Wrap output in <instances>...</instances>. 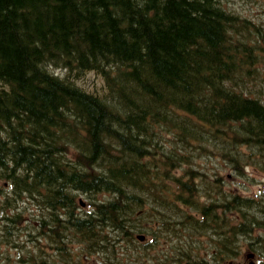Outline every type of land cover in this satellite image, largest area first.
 Wrapping results in <instances>:
<instances>
[{
	"label": "trees",
	"instance_id": "obj_1",
	"mask_svg": "<svg viewBox=\"0 0 264 264\" xmlns=\"http://www.w3.org/2000/svg\"><path fill=\"white\" fill-rule=\"evenodd\" d=\"M88 72L99 88L78 83ZM257 75L264 23L225 0H0V264H48V202L65 211L64 264L97 252L146 264L153 244L136 232L177 215L178 229L216 237L208 259L189 249L187 262L234 257L264 191L218 177L264 171L263 91L246 89ZM24 198L38 208L31 246L11 240Z\"/></svg>",
	"mask_w": 264,
	"mask_h": 264
},
{
	"label": "rangeland",
	"instance_id": "obj_2",
	"mask_svg": "<svg viewBox=\"0 0 264 264\" xmlns=\"http://www.w3.org/2000/svg\"><path fill=\"white\" fill-rule=\"evenodd\" d=\"M227 5L230 9L237 11L239 13H242L251 20H254L255 22L264 23V0H249V1H240V0H225ZM53 70V69H52ZM54 72L57 74H63L65 73L64 70L54 69ZM78 83L84 87L87 88H99L102 84V78L100 75L94 73V72H88L84 75L82 79L78 80ZM247 90L252 91L253 95L256 97H260V92L263 91L260 103L264 105V81H259V75H257L256 79L253 82H248V85L246 87ZM210 165L206 166L205 168L210 170V172L220 171L223 175L225 173V167L224 165H218L216 167V161L214 159H209ZM246 175L244 176H229L225 177L220 176L218 178H221L219 181L223 188H226L227 186L233 187V191H239L242 192L244 195L252 196V194H260L262 191H264V171L261 170H253V169H246ZM227 172V171H226ZM232 191V192H233ZM254 195V196H256ZM200 197V201H201ZM264 200V199H263ZM263 200H256L255 202L251 203L252 211H254L256 208L264 209V202ZM10 201V200H8ZM86 201V200H85ZM18 205H20V210L23 213V222L20 225V228L18 229V232L15 228L11 227V238H15V242H20L22 245L24 243L31 246V241L36 244V242L33 239L28 238V235H34L35 234V228L32 224L35 223V216L33 214H37V209L35 207V204L33 201H28L26 198L20 200L18 202ZM84 208L89 209V205L84 203ZM190 212H195L190 208ZM259 214V220H263L264 216L262 213ZM173 217L174 215H170V217ZM242 218V217H240ZM237 219V218H236ZM178 215L176 217H173L171 219V224L169 229L163 230L162 232L151 234L150 233H144L147 236V240L151 241L153 246L151 249V252L146 257V264H192L191 261L187 262V253L191 250L192 253L198 252L200 255H202L204 258L208 259L209 253L212 251V239H215L209 231V235L204 234L201 231H196L192 228H186L184 229H178L177 227H181V225L177 222ZM66 221H64L65 223ZM175 223L174 228L173 223ZM151 225V223H149ZM28 227H31L30 229H27ZM64 228V226H63ZM139 234V232L135 235ZM254 236H259L264 238V227L255 226L252 229L251 232ZM18 235V239L14 236ZM27 235V236H26ZM239 237V235H236V237ZM237 237L235 243L237 245L238 250H240V255L245 254L248 252V247L246 246L249 237L240 236V240ZM240 244V245H239ZM156 246V248H154ZM129 253L132 251L131 246ZM11 248V254L13 259H16V250L15 248ZM21 248H23L21 246ZM215 248V247H214ZM190 249V250H189ZM8 249L6 247L1 248V254L7 253ZM112 252L110 253V263L102 253L96 254H89L88 259L85 261L84 264H125L126 262L129 263L127 260V257H121V256H115V258H112ZM239 255V256H240ZM1 256V255H0ZM3 256V255H2ZM261 260H264V256L260 255ZM239 259L237 258L232 264H235L236 261ZM251 260V259H249ZM224 259L221 260V263L223 264Z\"/></svg>",
	"mask_w": 264,
	"mask_h": 264
},
{
	"label": "flooded vegetation",
	"instance_id": "obj_3",
	"mask_svg": "<svg viewBox=\"0 0 264 264\" xmlns=\"http://www.w3.org/2000/svg\"><path fill=\"white\" fill-rule=\"evenodd\" d=\"M261 101H263L261 99ZM49 208L52 210L53 214H47L45 212V238H47L46 242V262L48 264L54 263V264H64L63 260L61 261V258L63 254L66 252V239L63 229L64 226V214L65 211L61 207L52 206L50 202L47 204ZM80 214L83 212L80 211ZM64 223V224H63ZM54 225H57V229L54 227ZM57 245L61 250L57 251ZM249 256L252 257V261L249 260V258L244 255L241 257L238 261H236L235 264H264L261 259H259L258 253L250 252L248 253ZM63 259V258H62ZM220 264V262L216 263ZM222 264V263H221ZM223 264H227L223 262ZM232 264V263H230Z\"/></svg>",
	"mask_w": 264,
	"mask_h": 264
},
{
	"label": "bare ground",
	"instance_id": "obj_4",
	"mask_svg": "<svg viewBox=\"0 0 264 264\" xmlns=\"http://www.w3.org/2000/svg\"><path fill=\"white\" fill-rule=\"evenodd\" d=\"M22 200V199H21ZM20 201V200H19ZM18 201V202H19ZM18 202H17V206L15 207V210L14 211H16V210H20L21 208H23V207H21L20 205H18ZM81 210H83V209H81ZM80 209H77V211L78 212H80L81 211ZM12 211V210H11ZM80 214V213H79ZM80 215H82V214H80ZM66 225V224H65ZM18 229L20 228V226L19 225H17L16 226ZM31 227H28L27 229H30ZM37 230V229H36ZM0 234H2V231H0ZM35 234H36V232H35ZM64 234H65V239H66V235H67V233H66V231H64ZM35 236V235H34ZM14 237H16L17 239H18V235H16V236H14ZM37 237V236H36ZM12 241H14L15 242V238H13V239H11ZM240 245V244H239ZM62 258L64 259V260H66V252L63 254V256H62ZM62 258H61V261H62Z\"/></svg>",
	"mask_w": 264,
	"mask_h": 264
},
{
	"label": "water",
	"instance_id": "obj_5",
	"mask_svg": "<svg viewBox=\"0 0 264 264\" xmlns=\"http://www.w3.org/2000/svg\"><path fill=\"white\" fill-rule=\"evenodd\" d=\"M139 238H140V239H143V236L139 235Z\"/></svg>",
	"mask_w": 264,
	"mask_h": 264
}]
</instances>
